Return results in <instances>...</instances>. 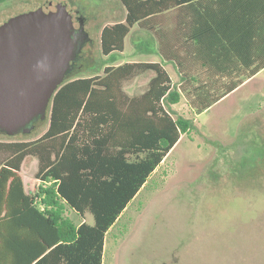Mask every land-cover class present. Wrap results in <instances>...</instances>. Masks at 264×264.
<instances>
[{
    "label": "trees",
    "instance_id": "16d2710c",
    "mask_svg": "<svg viewBox=\"0 0 264 264\" xmlns=\"http://www.w3.org/2000/svg\"><path fill=\"white\" fill-rule=\"evenodd\" d=\"M117 1L124 18L101 28V53H121L136 25L151 33L180 82L175 87L158 61L67 75L40 136L0 140V264H102L109 229L191 131L192 120L173 117L167 106L184 94L200 113L264 68V0ZM142 74H151L146 88L128 95L124 83ZM28 157L37 159L34 193L20 175ZM68 211L93 222L76 224Z\"/></svg>",
    "mask_w": 264,
    "mask_h": 264
},
{
    "label": "rangeland",
    "instance_id": "374dc122",
    "mask_svg": "<svg viewBox=\"0 0 264 264\" xmlns=\"http://www.w3.org/2000/svg\"><path fill=\"white\" fill-rule=\"evenodd\" d=\"M47 2L76 9L85 20L86 43L63 80L102 74L108 64L158 57L153 36L137 27L121 53H101V28L124 18L117 0H4L0 24ZM165 67L176 73L171 63ZM149 77L139 75L124 88L139 94ZM179 82L174 75L173 85ZM263 86L264 68L200 113L184 94L167 106L173 117L192 120L191 131L181 135L109 229L102 264H264ZM45 118L29 133L0 135V140L34 139L46 129ZM4 157L0 153V161ZM36 169V158L23 161L20 175L28 193L37 190ZM67 214L80 222L73 211ZM85 221L92 223V216L87 213Z\"/></svg>",
    "mask_w": 264,
    "mask_h": 264
},
{
    "label": "water",
    "instance_id": "95a60500",
    "mask_svg": "<svg viewBox=\"0 0 264 264\" xmlns=\"http://www.w3.org/2000/svg\"><path fill=\"white\" fill-rule=\"evenodd\" d=\"M83 18L47 2L0 24V131L29 133L86 43Z\"/></svg>",
    "mask_w": 264,
    "mask_h": 264
},
{
    "label": "crops",
    "instance_id": "0c3cea01",
    "mask_svg": "<svg viewBox=\"0 0 264 264\" xmlns=\"http://www.w3.org/2000/svg\"><path fill=\"white\" fill-rule=\"evenodd\" d=\"M125 14V13H124ZM135 27H137L136 25H134L133 27H131V29H130V31L132 30V29H134ZM138 28V27H137ZM140 29V28H139ZM141 31H143V32H146L147 34H150L151 35V33H149V32H147V31H145V30H143V29H140ZM130 33V32H129ZM150 41L153 43V52L155 51V54H157V52H156V46H157V43H156V41H155V39L154 38H150ZM142 49H144V48H142ZM153 52H151V53H153ZM150 52H149V50H146V54L148 55ZM157 58H155L154 56L153 57H146V60H143V61H158V62H160L162 65H163V67L167 70V68L165 67V64L166 63H171L172 64V66H173V68H174V70H175V74L174 75H177L179 78H180V74H179V72H178V70H177V68L175 67V65L172 63V62H167V61H163L161 58H160V56L157 54ZM152 58H155V59H152ZM139 61H142V60H139ZM129 62H132V61H129ZM120 64V63H119ZM113 65H117V64H113ZM263 69V68H262ZM260 71V70H259ZM258 71V72H259ZM167 72H168V70H167ZM257 72V73H258ZM169 73V72H168ZM256 73V74H257ZM255 74V75H256ZM149 75H151V74H149ZM169 75H170V77H171V80H172V83H173V80H174V75L172 76V74H170L169 73ZM255 75H253V76H255ZM252 76V77H253ZM252 77H250V78H252ZM250 78H246V79H244L243 80V82H242V84L245 82V81H247L248 79H250ZM125 89V88H124ZM236 89V88H235ZM144 91V90H143ZM142 91V92H143ZM125 92L128 94V95H130V96H132V95H137V94H133V93H131V92H129V91H127L126 89H125ZM140 94V93H139ZM47 127V126H46ZM87 215V214H86ZM85 215V216H86ZM82 221H85V217H84V219H80V222L79 223H76V224H80ZM85 222H87V221H85ZM92 222H93V220H92ZM88 223V222H87ZM89 224H91V223H89Z\"/></svg>",
    "mask_w": 264,
    "mask_h": 264
},
{
    "label": "flooded vegetation",
    "instance_id": "af4514ba",
    "mask_svg": "<svg viewBox=\"0 0 264 264\" xmlns=\"http://www.w3.org/2000/svg\"><path fill=\"white\" fill-rule=\"evenodd\" d=\"M69 12L72 14V16L73 17H77V18H83L82 16H81V14L78 12V10H76V9H71V10H69ZM86 19V18H85Z\"/></svg>",
    "mask_w": 264,
    "mask_h": 264
}]
</instances>
